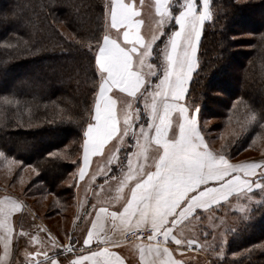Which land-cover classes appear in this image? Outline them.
Segmentation results:
<instances>
[{
  "label": "trees",
  "instance_id": "1",
  "mask_svg": "<svg viewBox=\"0 0 264 264\" xmlns=\"http://www.w3.org/2000/svg\"><path fill=\"white\" fill-rule=\"evenodd\" d=\"M105 3L0 0V152L36 169L32 184L36 191L56 196L59 210L71 203L83 132L98 89L95 61ZM182 4L171 0L170 22L156 48L176 30ZM210 13L185 100L197 110L206 139L203 118H217L214 126L228 131L219 153L231 159L264 137V0H210ZM236 27L241 32L235 33ZM240 33L250 38H233ZM237 43L246 50L237 51ZM216 94L221 99L218 112L210 106ZM66 157H72L71 166ZM69 173L72 177L67 178ZM67 179L66 186H60ZM252 193L239 197L249 203L248 211L209 213L218 212L216 220L225 222L224 236L200 250L213 264H264V197ZM202 219L206 224L197 228L200 235H212L211 219Z\"/></svg>",
  "mask_w": 264,
  "mask_h": 264
},
{
  "label": "crops",
  "instance_id": "2",
  "mask_svg": "<svg viewBox=\"0 0 264 264\" xmlns=\"http://www.w3.org/2000/svg\"><path fill=\"white\" fill-rule=\"evenodd\" d=\"M152 1L154 2L153 13L160 16L156 11L157 0ZM118 2L130 6L131 15L127 20H120L119 23H116L114 19L111 20V10L113 13L115 11V0H106L104 33L96 52L95 61L99 75L98 89L90 119L83 132L79 166L75 172L74 190L70 203L72 215L66 232L60 237L48 224L37 217L38 214L29 205L27 199L22 198L16 192L7 191L0 185V264H53V261H56V264H74L78 259H80V264H92L91 259L81 258L88 257L91 252H98L100 249H107L113 254L114 259L120 261V264H164L168 260L173 261V264H211L202 253L201 255L189 250L190 246L197 247L198 245L191 242V237L186 236L182 231L186 227L192 226L193 223L204 220L202 219L203 215L209 216L210 212L218 209L230 197L232 198L247 189L242 192L232 189L223 195H217L213 199L207 200L204 204L196 203L194 206L193 201H196V197L202 196L204 193H196L193 189L200 183H207L209 179L220 178L213 174V167L230 169L232 165L237 164H261L254 156L236 160L229 159L206 141L197 110L190 107L185 100L189 76L185 83V92L179 103L185 107L187 115H193V121L196 117L198 129L193 123L189 141L191 142L192 137H198L199 146L194 144L192 148L181 153L183 164L172 162L175 165L172 169L174 175L186 179L188 182L178 185L179 190H173L174 195L168 202H165L166 193L152 200L150 206L145 207L144 213L138 214L136 217L142 227L131 229H154L163 236L165 244L123 242V235L129 230V222L120 215H115L128 211L139 185L157 170V165L164 158L168 148L184 139L187 117L179 111L182 105L172 104L170 107L173 113L169 119V105L160 103L151 123H149V128L145 129L143 137L146 139V146L142 152L140 151L141 155L139 151L136 156L128 155L122 163L121 160H118L116 166L114 157L106 155L109 146L116 143V137L120 131L117 110L119 99L114 93L132 97L131 94L137 89L140 90L145 82L143 75L138 78V71H133L134 54L139 51L137 47L144 45L140 36L143 25L142 20H139L140 11L136 7V0H118ZM167 2L170 5L171 0H167ZM122 25H126V27ZM177 30L178 28H176ZM105 48L119 50L126 58L125 79L120 83H117L116 80L108 83L112 72L106 62ZM129 80L134 82V86L128 85ZM101 101L104 102L103 110L105 112L108 111L109 102L114 105L110 120L105 121L101 115ZM168 102H174L170 96ZM176 117L177 124L173 122ZM93 119L95 123H92ZM109 127L111 133L102 136L99 146L89 151L88 144L93 140V135L89 134H94L98 129L104 130ZM131 141L134 142V139ZM193 151L201 156L207 153L215 159L210 163H205L203 160L197 161L191 155ZM221 160H223L222 164H220ZM193 164L198 166L195 174H192ZM112 169L115 173L111 172ZM259 169H257V173ZM257 173L249 179L256 178ZM240 176L244 178L243 173H240ZM230 178L237 179L236 176ZM226 183L228 182L225 181ZM208 187H215L213 189L215 191L222 185L209 182ZM209 188H205L204 192L207 193ZM201 190H203V186H201ZM32 192L38 195H49L47 192H38L35 188ZM147 204L148 202H146ZM58 207L60 206L58 205ZM177 207L179 210L176 212ZM101 209L106 211L101 212ZM57 210L62 213L65 211L64 208ZM93 233L91 243L85 245V239L92 236ZM165 234L169 235L167 239H165ZM28 236L31 237L36 248L21 252L24 248L23 243L27 242ZM19 245L20 252H18ZM157 245L159 246V255L156 251L149 250L150 247Z\"/></svg>",
  "mask_w": 264,
  "mask_h": 264
},
{
  "label": "snow or ice",
  "instance_id": "3",
  "mask_svg": "<svg viewBox=\"0 0 264 264\" xmlns=\"http://www.w3.org/2000/svg\"><path fill=\"white\" fill-rule=\"evenodd\" d=\"M182 5L183 6L181 10L175 16V23L178 25V30L175 31L169 38V47L165 52L166 67L164 69L163 78L156 85L158 91L151 93L153 103L151 105V111L149 113L150 119L155 115V109L160 106V103L169 105V119L171 117V114L173 113L170 105H182L179 103V101L185 92V83L192 72V54L197 50V41L201 35V26L205 20L211 19L208 0H202L201 7L203 10H201V7H197L195 5L194 0H185V3ZM129 8L130 6L119 3L118 0H115V11L113 13V11L111 10V20L114 19L116 23H119L120 20H127L129 15H131V13L129 12ZM169 8L170 5L168 4L167 0H157L156 11L161 16V24L164 23L165 18L171 17L172 14L169 11ZM131 11L135 12V10L133 9H131ZM122 26L126 27V25ZM150 48L151 44L148 45V49ZM104 53L106 55V62L109 64L110 71L112 72V77L108 80V83L110 84L112 80H116L117 83L122 82L125 79V72L127 69L126 58L123 57L119 50H111L109 48H105ZM150 55L151 52L148 51L146 57ZM144 64L145 57L141 60L140 65L133 68V71H136L137 68L141 70L140 72H138V78L143 75L142 69ZM148 67L151 69V73L153 71V65L149 64ZM128 85L134 86V82L129 80ZM105 91H107V88H105ZM138 92L139 89H137L136 92H133L131 94L132 97H135ZM169 96L174 102H168ZM157 97H161L159 103L157 102ZM113 107L114 105L109 102L108 111L105 112L103 110L104 102L101 101V115L105 121L112 118ZM179 111L187 117L184 127V139L181 142L173 144L168 148L164 158L157 165V170L139 185L134 194L133 203L129 206L128 211L123 214L120 213L115 215H120L129 222V230H131L132 228L142 227V224L136 220V217L138 214L144 213L145 207L150 206L152 200H155L156 197L162 196L166 193L167 199L165 202H168L174 195L173 190H179L178 185L187 184L188 182L186 179L174 175L172 169L175 167V165L172 162L176 161L180 164H183L184 161L181 157V153L186 149L192 148L194 144L197 147L199 146L198 137H192L191 142L189 141V134L192 130V125L193 123H195L197 128V121L196 117L193 121V115H187L186 109L183 105L182 107H180ZM95 114L96 113L94 108V115ZM92 121V123H95L94 119ZM126 122L129 124L128 119ZM110 133V127L104 130L98 129L94 134L90 133L89 135H93V140L88 144L89 151L99 146V141L102 136H107ZM191 155L194 156L197 161L203 160L205 163H210L215 159V157L207 153L201 156L195 151H193ZM222 163L223 160L220 161V164ZM197 168L198 166L196 164H193L192 174H195ZM258 168H264V164H237L232 165L230 169L227 167L219 166L213 167V174L219 176L220 178L209 179L207 180V183H200L198 187L193 189L196 193H204V195L196 197V201H193V206L196 203L204 204L207 200L213 199L217 195H223L225 192H229L232 189H237L239 192L247 189L250 193L254 188L262 187V183H258L257 181H252L249 179V177L256 175ZM240 173H243L244 178H241ZM259 175L260 177H264V171H261ZM233 176H236L237 179L232 180L230 177ZM225 181H227L228 183L225 184ZM209 182H215L218 185H222V187L213 191L215 187L209 188ZM201 186H203V190H201ZM205 188H209V191L207 193L204 192ZM146 202H148L147 205ZM178 210L179 208L177 207L176 212ZM105 211V209H101V212ZM174 214L175 212L173 213V215ZM93 235L94 233L92 234V236H88L85 239V245H89L91 243ZM155 235L156 233L154 232L153 236L149 237V239L154 238ZM168 236V234H165V239H167ZM176 243L179 245L177 241ZM158 248V245L152 246L149 250H154L159 255ZM81 259H91L92 264H120V261L118 259H114L113 254L111 252H108L107 249H100L98 252H91L90 256L82 257ZM53 264H56V261H53ZM74 264H80V259L75 261ZM164 264H173V261L168 260L165 261Z\"/></svg>",
  "mask_w": 264,
  "mask_h": 264
},
{
  "label": "rangeland",
  "instance_id": "4",
  "mask_svg": "<svg viewBox=\"0 0 264 264\" xmlns=\"http://www.w3.org/2000/svg\"><path fill=\"white\" fill-rule=\"evenodd\" d=\"M238 1L245 2L247 0H238ZM194 2L197 7H201L202 0H194ZM184 3L185 0H183V4ZM136 4H137L136 6L137 9L140 11L139 20L141 19L143 22L140 36L143 39L144 45L137 47L139 51L134 54L133 68L140 65L141 60L145 57V64L142 69L143 76L145 77V82L143 83L137 95L133 98L125 94L120 95L118 93L119 94L118 95L117 93H114V95L116 97L118 96L119 99L117 110H118V121L120 124V131L116 137V143L114 144L112 143L109 146V148L106 151V155L109 156L112 155L114 157L113 160L115 166L117 165L116 162H118V160H121L122 163L128 155L136 156L138 155L137 152L138 151L142 152L144 146H146L145 145L146 139L143 137V135L145 134V129L149 128L150 125L149 123H151L153 119V118L150 119L149 116V113L151 111V105L153 103L151 93L158 91L156 85L160 82L159 79L161 80L164 75V69L166 67L165 52L168 47L169 38L176 31L175 30L168 39H165V41L161 44L160 47L156 48L157 42L159 41L160 37L166 32V28L168 27L170 22V17L165 18L164 23L161 24V16H157L155 15V13H153L154 2L152 0H136ZM208 5L210 12V0H208ZM182 6L180 7V10ZM201 10H203L202 7ZM209 20H205L203 24ZM203 24L201 26V31ZM176 26H177L176 28H178L177 24ZM234 30L236 31L235 33L241 32V29L239 27L234 28ZM233 38L239 41V40H245L246 38H250V36L247 35L246 33H240V34H234ZM197 43H199V39ZM149 44H151L150 49H148ZM235 48L237 51L246 50V47L238 45V43ZM148 51L151 52V55L146 57ZM196 53L197 50L195 53L192 54L193 68L191 73L194 72L197 66ZM149 64L153 65V71L151 73H150L151 69L148 67ZM231 68L234 69V65H231L230 69ZM136 71L140 72L141 70L137 68ZM100 75L102 76V74ZM191 75L192 74H190V78ZM156 99L157 102L159 103L161 97H157ZM220 101L221 99H219V96L217 94L213 95L212 104H210V106L214 112L219 111ZM127 119L129 120V124L126 122ZM173 122L174 123L177 122V117L174 118ZM201 123L203 127L204 126L208 127L209 139L205 138L206 141L209 142V144L213 148L219 151L223 141H225L224 139L228 135V131L222 132L217 127H215L216 124L218 123V119L214 117L203 118ZM131 139H134V142H132ZM254 143H255V147L251 149H244L231 159L236 160L240 158L243 159L254 156V158H257L258 162L264 164V137L256 139ZM58 154H60L61 157H65L63 152L62 153L59 152ZM64 161H68V164L70 166L73 164L72 157H66ZM113 171L114 170L112 169L111 172L115 173ZM261 171H264V168H260L258 170L256 178L252 180V181H257L258 183H262V187L254 188L250 192V193L253 192L252 195L253 194L257 195L256 197L258 196L264 197V177H260L259 175ZM37 175L38 172L36 169L30 166H26V165L24 166L18 161H15L11 158H7L0 152V185L3 188H5L7 191L16 192L22 198L27 199L29 205L38 214L37 217L40 220L44 221L46 224H48V226H50V228L56 234L62 237L68 227V223L72 215V207L68 206V208L62 213L57 210L59 208L58 207L59 203L56 199V196L50 193L49 195L34 194L32 190L35 188V186L32 185V181L37 177ZM70 177H72V173H69L67 178ZM68 182L69 180L67 179L61 182L60 186L65 187ZM243 193L248 194L249 192L248 190H245L242 193L236 194L232 198L230 197L225 202L224 207L215 209V211L220 210V212H223L225 216L230 209H235L241 212L245 211L248 208L249 203L241 202L239 200L240 195H242ZM217 213L207 216L209 217V219H211L209 226L214 232L212 235L202 236L200 235V232L197 229L198 226L206 222L205 219L197 223H193L192 226H188L185 229H183L182 233L185 234L186 236H190L191 237L190 241L191 242L193 241L198 245L197 248L199 249V252L197 253L201 254L202 252H200V250L202 246L210 245V241H212L213 238H218V237L220 238V236H224L223 229L225 226L224 225L225 222L223 218L220 220H216L215 217ZM144 229H151V228H144ZM30 238L31 237L28 236L26 239L27 242L23 243L24 248L23 250H21V252L24 250H31L36 248V245L31 241ZM141 243H150V242H141ZM259 245H262V243H260ZM19 248L20 245L18 247V252H20ZM204 248L206 249V247ZM217 253L220 254V257L221 255L222 257H224L223 252H221L220 250L217 251ZM210 263L213 264L211 261Z\"/></svg>",
  "mask_w": 264,
  "mask_h": 264
},
{
  "label": "built area",
  "instance_id": "5",
  "mask_svg": "<svg viewBox=\"0 0 264 264\" xmlns=\"http://www.w3.org/2000/svg\"><path fill=\"white\" fill-rule=\"evenodd\" d=\"M154 232L156 233L155 237L152 239H149V237L153 236ZM123 242H125V243L150 242V243H154V244H165V240H164L163 236L154 229L128 230L123 235ZM189 250L191 252H194V253L199 252L198 248L195 245L190 246Z\"/></svg>",
  "mask_w": 264,
  "mask_h": 264
}]
</instances>
